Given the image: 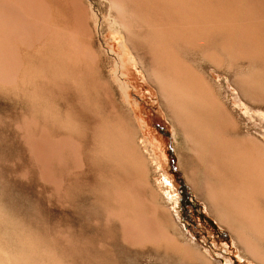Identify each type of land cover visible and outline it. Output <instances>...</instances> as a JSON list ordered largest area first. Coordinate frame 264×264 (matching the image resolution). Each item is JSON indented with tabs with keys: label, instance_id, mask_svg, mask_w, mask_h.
Segmentation results:
<instances>
[{
	"label": "bare ground",
	"instance_id": "1",
	"mask_svg": "<svg viewBox=\"0 0 264 264\" xmlns=\"http://www.w3.org/2000/svg\"><path fill=\"white\" fill-rule=\"evenodd\" d=\"M92 1L0 0V101L15 110L4 126L82 220L79 227L46 225L45 233L60 239L40 240L0 205V264H119L125 258L119 240L162 249L167 262L173 255L176 264H211L198 246L169 233L178 222L151 183L130 131L136 128L105 73L97 24L122 37L156 88L173 131L189 144V169L203 181L210 214L264 264V144L242 131L224 84L205 71L209 64L230 78L241 99L264 104V0H98L104 17ZM13 12L23 19L18 33L8 28ZM24 21L33 26L31 37ZM6 155L0 150V159ZM67 159L85 172H55ZM3 181L10 202V180ZM92 218L105 227L94 229Z\"/></svg>",
	"mask_w": 264,
	"mask_h": 264
},
{
	"label": "rangeland",
	"instance_id": "2",
	"mask_svg": "<svg viewBox=\"0 0 264 264\" xmlns=\"http://www.w3.org/2000/svg\"><path fill=\"white\" fill-rule=\"evenodd\" d=\"M92 2H94L95 8L101 11V16L104 17L105 13L102 11L99 1L93 0ZM12 15L15 16L16 12H13ZM21 21L23 19L18 15H16L15 20H8V28L12 33L14 31L18 33L21 30H19V26L23 25ZM22 28L25 29L24 34L27 37L33 35L32 25H28L24 21ZM99 31L100 26L97 24L95 41L97 40L99 43V57L104 63L105 73L107 72V76H112V79L109 78V80L111 79L112 88L117 93L116 99L120 103L122 102L123 108L128 113V119L132 120L129 122L133 123L132 125L136 128L137 132L132 127H130V131L132 136L137 138L141 152L147 160L146 163L148 162L151 183L163 197L165 203H168V208L178 222L176 223L179 228L171 226L168 228L169 233L175 237L178 236L181 241H186L191 248L193 245L198 246L211 264H256L248 253H244L245 251L238 245L234 235L228 231L225 225L219 224L216 218L210 214L209 204L206 203L204 192L201 189V184L203 185L201 182L203 181L198 174L189 169V160L193 159L189 144H187L186 139L184 140V136L177 127L176 132L173 131V126L161 105L156 88L148 81L139 65L130 59L131 53L126 48L122 37L118 35L114 37L112 28L106 29L105 25ZM103 54L108 61L103 57ZM116 57L121 58L120 64L117 63ZM187 60L193 61L192 57L189 56ZM205 66L206 73H209L218 83L224 84L225 90H227L224 96L229 108L236 113V119L240 122L242 131L254 136L264 144V104L259 105L241 99L226 74L221 71L215 72L209 64H205ZM127 102L131 106H128ZM18 110H20L19 106L17 107ZM14 111L5 101H0V150L7 152V155L0 159V187L4 183L3 179L10 180L11 184L10 202L5 199L4 193L1 191L3 186L0 188V205L4 206V209L8 210L10 214L13 213L12 215L16 220L23 224L24 229L27 228L26 230L34 232L40 240L50 239V241L58 242L60 236H54L52 230L45 233V226L49 225L56 228L68 223L79 227L82 221L77 215L79 209L63 198L61 195L63 193H56L53 186L40 178V168L27 154L23 142L19 137H12L11 134L15 130L11 127H7V129L4 126L6 124L4 121H8V117ZM22 169L30 171L20 174ZM60 170L66 172L62 174L59 172ZM68 171L85 172L84 167L73 170L68 159L62 166H55V172L60 173L63 177L68 175ZM64 190L66 191V186ZM84 193L85 188L78 191L80 196ZM205 206H207V210ZM83 220L85 223L88 221L84 218ZM92 220L89 223L94 229L100 230L105 227L103 220L93 218ZM112 225L115 232L119 233L120 224L113 221ZM26 230L24 232H27ZM183 238L185 239L183 240ZM119 243L125 250L124 259L129 257L126 263L122 259L119 264H131L130 260H133V264H164L165 262V264H176L174 260L177 259L173 255L171 256L173 262H167L164 259L165 254L162 249L154 250L149 246H128L120 240ZM161 253L163 255H160ZM132 254L135 258L130 257ZM137 255L139 256L137 257ZM200 263L207 264L203 260L197 262V264Z\"/></svg>",
	"mask_w": 264,
	"mask_h": 264
}]
</instances>
